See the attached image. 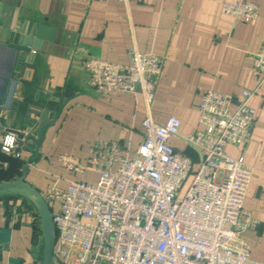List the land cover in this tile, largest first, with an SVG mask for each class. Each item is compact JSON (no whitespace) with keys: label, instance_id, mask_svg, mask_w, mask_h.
Masks as SVG:
<instances>
[{"label":"crops","instance_id":"obj_1","mask_svg":"<svg viewBox=\"0 0 264 264\" xmlns=\"http://www.w3.org/2000/svg\"><path fill=\"white\" fill-rule=\"evenodd\" d=\"M236 1L0 0V140L11 130L33 127L36 107L60 108L44 130L26 181L42 194L53 184L65 188L69 180L95 182L97 172L70 171L67 163L86 165L100 143L117 141L135 156L144 134L143 97L101 92L90 83L88 69L99 62L130 65L134 49L161 56L152 117L159 123L171 115L181 119L180 136L170 143L196 163L200 154L183 136L200 128L198 104L205 91L239 98L244 89L255 90L249 100L256 111L252 137L226 151L252 167L244 206L260 223L244 235L250 257L264 262V78L254 66L264 46V0H247L259 5L257 18L247 23L223 11L224 3ZM36 20L54 27V36L35 53V76L31 69L21 75L8 44ZM28 148L34 145L24 144L21 158L0 150V182L21 174L23 159L35 156ZM33 214L22 197L0 198V226L12 228L8 256L23 257L24 264L42 261V233Z\"/></svg>","mask_w":264,"mask_h":264},{"label":"built area","instance_id":"obj_2","mask_svg":"<svg viewBox=\"0 0 264 264\" xmlns=\"http://www.w3.org/2000/svg\"><path fill=\"white\" fill-rule=\"evenodd\" d=\"M223 11L247 23L257 18L259 5L237 0L224 3ZM163 64V57L134 49L130 65L89 66L90 83L101 92L143 97L144 134L135 156L110 141L97 144L86 165L67 163L70 171L97 172L95 182L77 179L65 188H47L43 196L56 230L55 264H264L250 257L244 235L260 223L244 206L252 167L226 151L252 137L256 111L249 100L255 90L244 89L239 98L205 91L198 104L200 128L183 136L200 154L196 163L170 143L180 136L181 119L171 115L159 123L152 117ZM254 66L264 78V46ZM9 133L0 150L21 158L24 144L16 135L4 151ZM32 221L39 222L35 214Z\"/></svg>","mask_w":264,"mask_h":264},{"label":"water","instance_id":"obj_3","mask_svg":"<svg viewBox=\"0 0 264 264\" xmlns=\"http://www.w3.org/2000/svg\"><path fill=\"white\" fill-rule=\"evenodd\" d=\"M55 28L43 24L39 21H32L27 27L22 26L21 34L15 42H10L8 45L14 52V58L17 62V71L24 75L26 69L34 71L35 76L36 67L33 66L35 53L41 49L45 41H52ZM34 51V52H33ZM60 108L54 111L50 108L36 107L33 110L34 126L26 128L25 130H11L18 139L24 144L30 143L34 145V157L24 158L21 165V174L15 179L0 182V198L6 196H19L27 200L34 208V213L39 219L40 229L42 233V261L41 264H55L54 261V246L56 239V230L52 218V211L48 205L42 192L26 181V173L29 164L36 161L37 154L40 150V141L42 139L44 130L47 126L54 123ZM54 114L50 118V114ZM12 236V228L9 226H0V264H24L23 257L8 256L10 251V242Z\"/></svg>","mask_w":264,"mask_h":264},{"label":"clouds","instance_id":"obj_4","mask_svg":"<svg viewBox=\"0 0 264 264\" xmlns=\"http://www.w3.org/2000/svg\"><path fill=\"white\" fill-rule=\"evenodd\" d=\"M14 141H15V134L13 133H9V135L5 138V145L6 147L4 148V151H9V147L8 146H12L14 145Z\"/></svg>","mask_w":264,"mask_h":264},{"label":"trees","instance_id":"obj_5","mask_svg":"<svg viewBox=\"0 0 264 264\" xmlns=\"http://www.w3.org/2000/svg\"><path fill=\"white\" fill-rule=\"evenodd\" d=\"M9 197H13V196H6V197H3V198H9Z\"/></svg>","mask_w":264,"mask_h":264},{"label":"rangeland","instance_id":"obj_6","mask_svg":"<svg viewBox=\"0 0 264 264\" xmlns=\"http://www.w3.org/2000/svg\"><path fill=\"white\" fill-rule=\"evenodd\" d=\"M91 180H94V178H91Z\"/></svg>","mask_w":264,"mask_h":264}]
</instances>
